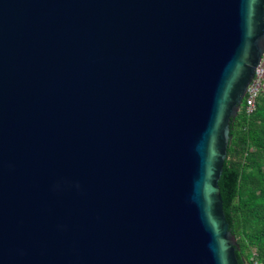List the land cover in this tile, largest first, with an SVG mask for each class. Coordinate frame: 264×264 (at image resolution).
I'll list each match as a JSON object with an SVG mask.
<instances>
[{
  "label": "water",
  "instance_id": "obj_1",
  "mask_svg": "<svg viewBox=\"0 0 264 264\" xmlns=\"http://www.w3.org/2000/svg\"><path fill=\"white\" fill-rule=\"evenodd\" d=\"M264 0H0V264H240L218 184Z\"/></svg>",
  "mask_w": 264,
  "mask_h": 264
},
{
  "label": "trees",
  "instance_id": "obj_2",
  "mask_svg": "<svg viewBox=\"0 0 264 264\" xmlns=\"http://www.w3.org/2000/svg\"><path fill=\"white\" fill-rule=\"evenodd\" d=\"M241 109L230 124L231 138L218 180L229 229L235 234L240 264L250 263V250L264 262V90L255 109Z\"/></svg>",
  "mask_w": 264,
  "mask_h": 264
},
{
  "label": "built area",
  "instance_id": "obj_3",
  "mask_svg": "<svg viewBox=\"0 0 264 264\" xmlns=\"http://www.w3.org/2000/svg\"><path fill=\"white\" fill-rule=\"evenodd\" d=\"M264 90V46L262 49L261 56L256 63L254 74L249 81L243 102V110L246 113H250L255 109L256 99L258 95ZM250 263L247 264H264L262 260L257 257V251L255 247L250 250Z\"/></svg>",
  "mask_w": 264,
  "mask_h": 264
},
{
  "label": "flooded vegetation",
  "instance_id": "obj_4",
  "mask_svg": "<svg viewBox=\"0 0 264 264\" xmlns=\"http://www.w3.org/2000/svg\"><path fill=\"white\" fill-rule=\"evenodd\" d=\"M241 105H242V102H241V104H240V109H241ZM240 109H239V110H240Z\"/></svg>",
  "mask_w": 264,
  "mask_h": 264
}]
</instances>
